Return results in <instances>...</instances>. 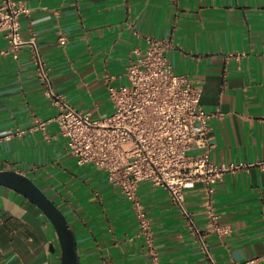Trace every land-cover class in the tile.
<instances>
[{
	"label": "crops",
	"instance_id": "0c3cea01",
	"mask_svg": "<svg viewBox=\"0 0 264 264\" xmlns=\"http://www.w3.org/2000/svg\"><path fill=\"white\" fill-rule=\"evenodd\" d=\"M24 1L31 13L23 35L37 34L56 90L94 117L114 111L109 87L130 83L135 49L170 41L175 72L203 87L202 105L213 113L212 159L251 166L228 173L212 193L203 183L188 192L214 262L170 192L141 184L160 263L264 264V0ZM7 46L0 32V48ZM57 112L28 48L0 61V170L27 174L63 209L81 264H153L131 200L106 171L79 165ZM212 215L230 232L211 230ZM0 264H62L55 225L7 185H0Z\"/></svg>",
	"mask_w": 264,
	"mask_h": 264
},
{
	"label": "built area",
	"instance_id": "2783aa9c",
	"mask_svg": "<svg viewBox=\"0 0 264 264\" xmlns=\"http://www.w3.org/2000/svg\"><path fill=\"white\" fill-rule=\"evenodd\" d=\"M31 13L24 0H2L0 32L8 46L0 48V61L9 55L19 59L30 50L45 96L57 107L54 120L67 139L70 153L79 165H94L107 172L109 181L131 200L140 220L142 234L153 254V264H161L154 246L151 220L140 197L141 184L150 181L167 189L174 204L187 218L189 227L214 262L202 230L187 206L190 189L203 183L212 193L228 173L250 167L248 163L215 162L212 159L213 113L202 105L203 87L188 75L177 74L168 51L167 39H151L143 53L136 48L127 67L128 85L110 86L114 111L94 117L74 106L54 85L51 69L38 36L23 35V17ZM67 44V36L60 33ZM211 209L212 206L210 205ZM211 230L230 232L212 215Z\"/></svg>",
	"mask_w": 264,
	"mask_h": 264
},
{
	"label": "water",
	"instance_id": "95a60500",
	"mask_svg": "<svg viewBox=\"0 0 264 264\" xmlns=\"http://www.w3.org/2000/svg\"><path fill=\"white\" fill-rule=\"evenodd\" d=\"M0 185L26 195L52 221L61 240L62 264H81L78 237L66 213L33 178L18 170H0Z\"/></svg>",
	"mask_w": 264,
	"mask_h": 264
}]
</instances>
